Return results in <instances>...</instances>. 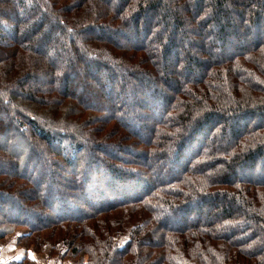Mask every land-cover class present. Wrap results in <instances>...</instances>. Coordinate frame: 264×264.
<instances>
[{
    "label": "trees",
    "instance_id": "trees-1",
    "mask_svg": "<svg viewBox=\"0 0 264 264\" xmlns=\"http://www.w3.org/2000/svg\"><path fill=\"white\" fill-rule=\"evenodd\" d=\"M20 227L76 264H264V0H0V255Z\"/></svg>",
    "mask_w": 264,
    "mask_h": 264
},
{
    "label": "crops",
    "instance_id": "crops-1",
    "mask_svg": "<svg viewBox=\"0 0 264 264\" xmlns=\"http://www.w3.org/2000/svg\"><path fill=\"white\" fill-rule=\"evenodd\" d=\"M17 232L18 231H16L15 233L10 234L7 237L8 241L6 242V245L3 248L2 252H1V255H0V264H6V262H10V261L21 262L22 260L25 259L26 256L32 258L38 264H42V259H46V260L49 259L47 253H44V255H43V253L42 254H39L40 256L43 255V258L42 259H39V258H36V257H34V256L31 255V253H34L33 252V249L31 247L27 248L25 246L18 245L17 244V238L19 236H17ZM28 232L29 231L26 230L24 232H19V233H26V234H28ZM11 236H12V238L9 240V237H11Z\"/></svg>",
    "mask_w": 264,
    "mask_h": 264
},
{
    "label": "rangeland",
    "instance_id": "rangeland-1",
    "mask_svg": "<svg viewBox=\"0 0 264 264\" xmlns=\"http://www.w3.org/2000/svg\"><path fill=\"white\" fill-rule=\"evenodd\" d=\"M19 229V230H18ZM16 231H18L17 232V234L19 233V232H24V231H26L27 230V228L26 227H20V228H18ZM15 231V232H16ZM14 232V233H15ZM12 238V236L11 237H9V240ZM8 241V239L6 240V242ZM51 246H52V244H51V242H48L47 243V245H46V251L47 252H44V253H48V251L50 252V251H52L51 250ZM61 249H63V247L61 248ZM44 253H43V255H44ZM31 255L32 256H34V257H36V258H39V259H42L43 258V255L42 256H40L39 254H36V253H31ZM46 256V255H45ZM59 258V257H58ZM32 259V258H31ZM57 259V256H54L53 258H49L48 260H46V259H42V264H49V263H51V264H76V263H79V258H76V259H73V258H67V259H64V260H56ZM47 262V263H46ZM58 262V263H57ZM7 263V262H6Z\"/></svg>",
    "mask_w": 264,
    "mask_h": 264
}]
</instances>
